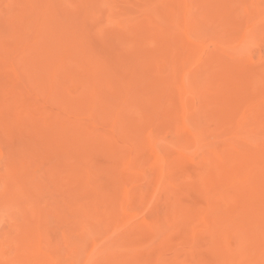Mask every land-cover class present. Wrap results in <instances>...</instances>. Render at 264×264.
I'll list each match as a JSON object with an SVG mask.
<instances>
[{
    "label": "rangeland",
    "instance_id": "obj_1",
    "mask_svg": "<svg viewBox=\"0 0 264 264\" xmlns=\"http://www.w3.org/2000/svg\"><path fill=\"white\" fill-rule=\"evenodd\" d=\"M264 264V0H0V264Z\"/></svg>",
    "mask_w": 264,
    "mask_h": 264
},
{
    "label": "bare ground",
    "instance_id": "obj_2",
    "mask_svg": "<svg viewBox=\"0 0 264 264\" xmlns=\"http://www.w3.org/2000/svg\"><path fill=\"white\" fill-rule=\"evenodd\" d=\"M43 264H51V263H43Z\"/></svg>",
    "mask_w": 264,
    "mask_h": 264
}]
</instances>
